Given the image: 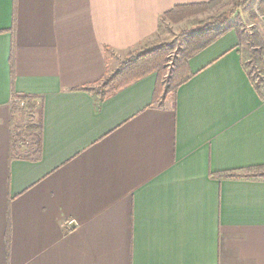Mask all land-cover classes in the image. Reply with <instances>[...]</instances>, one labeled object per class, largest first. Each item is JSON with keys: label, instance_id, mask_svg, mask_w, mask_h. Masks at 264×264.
Masks as SVG:
<instances>
[{"label": "crops", "instance_id": "obj_1", "mask_svg": "<svg viewBox=\"0 0 264 264\" xmlns=\"http://www.w3.org/2000/svg\"><path fill=\"white\" fill-rule=\"evenodd\" d=\"M209 1L0 0V264H264V181L215 177L264 165V100L234 30L164 101L154 74L105 100L84 90L164 13ZM35 124L38 156L16 145Z\"/></svg>", "mask_w": 264, "mask_h": 264}, {"label": "trees", "instance_id": "obj_2", "mask_svg": "<svg viewBox=\"0 0 264 264\" xmlns=\"http://www.w3.org/2000/svg\"><path fill=\"white\" fill-rule=\"evenodd\" d=\"M223 1L211 0L206 3L176 6L162 15L159 21V29L165 22L177 25L202 15ZM247 3L246 0L238 2L227 12L209 17L204 21L192 20V27L196 33L190 36L182 49L179 50L174 69L169 74H167V57L171 48L168 44H161L145 51H129L125 55L124 61L118 65L113 73H107L96 85L84 90L94 91L105 100L131 84L154 74L157 77V83L153 103L159 100L164 101L167 97H173L177 89L189 79L190 74L187 67L189 58L215 42L229 30H234L238 39V51L242 67L257 95L261 100H264V41L253 25L258 24L260 16L264 15V5L258 4L256 13L251 15V27L241 23L228 25L229 19ZM215 28L218 29L217 32H214ZM14 103L21 115L28 116L32 121L37 111L36 99L28 96L15 97ZM24 131L29 133L31 139L33 138L30 147L35 149L34 153L38 156L41 148L40 125L26 126L23 128ZM14 153L15 146L13 145L12 154L14 155ZM215 177L221 180L256 179L264 181V165L249 168L244 172H222L216 174Z\"/></svg>", "mask_w": 264, "mask_h": 264}, {"label": "rangeland", "instance_id": "obj_3", "mask_svg": "<svg viewBox=\"0 0 264 264\" xmlns=\"http://www.w3.org/2000/svg\"><path fill=\"white\" fill-rule=\"evenodd\" d=\"M242 1L244 0H224L221 4L216 5L208 12L199 15L195 18H192L188 21H184L177 25H172L169 24L168 22H165L160 27L159 31L157 32V35L154 36L150 41H148L144 47L140 49H134L132 51L140 52L155 48L161 44H168L171 48V51H169L167 57V65H168L167 74H169L174 69L176 63L175 61L177 60L179 50L182 49V46L190 38V36L196 33V30L192 27V20L204 21L209 17L218 16L220 14L227 12L236 3ZM246 1L248 2L246 6L239 9L236 12V14L232 16L231 19H229L228 25L241 23V24H245L248 27L252 26L250 17L253 13H256L258 4L262 3L264 5V0H246ZM253 25H255L254 28L257 27V24H253ZM217 31L218 29L215 28L214 32ZM121 61L122 62L124 61L123 57L122 59H118V65L121 63ZM31 141L32 140L30 139L29 135L26 132L24 137L19 142H16V145L17 147H19V149L21 148V152L27 153L30 150L28 147Z\"/></svg>", "mask_w": 264, "mask_h": 264}]
</instances>
